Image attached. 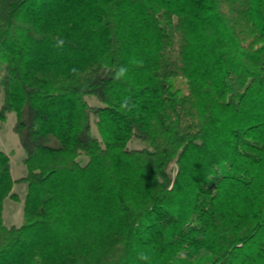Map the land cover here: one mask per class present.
<instances>
[{
	"label": "trees",
	"instance_id": "1",
	"mask_svg": "<svg viewBox=\"0 0 264 264\" xmlns=\"http://www.w3.org/2000/svg\"><path fill=\"white\" fill-rule=\"evenodd\" d=\"M0 86V264H264V0H0Z\"/></svg>",
	"mask_w": 264,
	"mask_h": 264
},
{
	"label": "rangeland",
	"instance_id": "2",
	"mask_svg": "<svg viewBox=\"0 0 264 264\" xmlns=\"http://www.w3.org/2000/svg\"><path fill=\"white\" fill-rule=\"evenodd\" d=\"M4 101V94L0 86V109ZM91 105H95L94 98L88 100ZM16 122V114L11 112L7 114L6 120L0 124V148L10 158L11 175L15 181H18L27 175V167L24 163L26 156L25 150L20 145L19 138L14 131ZM92 135L99 137L97 127L92 121ZM143 143L139 140H134L129 147L141 148ZM14 192L18 194L19 201H13L10 198L4 201V224L8 227L21 226L23 220V205L27 194V184L18 181L14 186Z\"/></svg>",
	"mask_w": 264,
	"mask_h": 264
},
{
	"label": "clouds",
	"instance_id": "3",
	"mask_svg": "<svg viewBox=\"0 0 264 264\" xmlns=\"http://www.w3.org/2000/svg\"><path fill=\"white\" fill-rule=\"evenodd\" d=\"M135 62V61H133ZM126 72H127V69L124 68V67H120L117 71H116V74H115V78L116 79H120V78H123L125 75H126ZM122 108L124 109H129V106H128V101L127 99H125L124 103L121 105ZM138 259L142 260V261H147L149 259V257L145 254V253H139L138 254Z\"/></svg>",
	"mask_w": 264,
	"mask_h": 264
}]
</instances>
